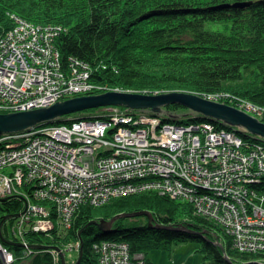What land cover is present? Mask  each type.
Here are the masks:
<instances>
[{"label":"trees","instance_id":"trees-1","mask_svg":"<svg viewBox=\"0 0 264 264\" xmlns=\"http://www.w3.org/2000/svg\"><path fill=\"white\" fill-rule=\"evenodd\" d=\"M11 15L54 27L62 68L70 62L82 63L90 71L89 80L106 89L150 94L184 91L201 97L221 93L264 109V0H0V31L13 25ZM220 101L233 104L228 98ZM129 112H145L176 124L207 122L234 131L245 145H264V140L244 129L178 104ZM104 117L103 108L97 107L63 115L48 124ZM248 188L255 196H264V176ZM23 205L17 197L0 203V223L7 215H16ZM136 212H147L150 217L117 218L108 232L96 225ZM11 220L2 222V234L13 240L8 231ZM57 234L53 231L46 238L26 233L29 244L36 246L47 242L62 247L64 242L78 241L76 256L68 261L64 253L67 264L78 258L77 264H100L94 245L107 240L126 241L132 254H143L144 264H154L147 257L148 250L170 249L185 242L196 244L202 264H264V250L237 249L234 237L219 223L197 213L192 203L151 190L111 198L98 206L84 203L70 227H60ZM9 247L15 253V264H62L55 263L46 251H31L25 259L21 247Z\"/></svg>","mask_w":264,"mask_h":264},{"label":"built area","instance_id":"built-area-1","mask_svg":"<svg viewBox=\"0 0 264 264\" xmlns=\"http://www.w3.org/2000/svg\"><path fill=\"white\" fill-rule=\"evenodd\" d=\"M11 18L13 25L0 31V113L104 92L82 63L62 68L54 27ZM103 112L102 119L0 135V199L25 203L14 217L19 220L13 235H20L24 224L34 231L67 228L84 203L98 206L151 190L192 203L234 237L237 249L264 250V196L248 188L264 174L263 144L245 145L234 131L207 122L176 124L116 107ZM1 237L0 264H5L14 258ZM94 246L100 264H142L123 241Z\"/></svg>","mask_w":264,"mask_h":264},{"label":"water","instance_id":"water-1","mask_svg":"<svg viewBox=\"0 0 264 264\" xmlns=\"http://www.w3.org/2000/svg\"><path fill=\"white\" fill-rule=\"evenodd\" d=\"M178 104L199 113L208 118L223 122L227 125L246 130L253 136L264 139V122L259 121L248 113L226 103L208 100L199 95L172 91L158 94L127 93L118 91H106L95 95H83L72 97L46 107L29 111H16L0 113V135L2 133H14L47 125L63 115L84 111L103 106H125L132 109L158 110L160 107ZM0 199V201H4ZM148 215L147 212L119 214L110 220H101L96 223L97 227L104 232L110 231L113 222L123 216ZM13 215H7L5 220ZM149 218V224H151ZM1 227V223H0ZM1 232V231H0ZM2 238V237H1ZM3 241V238H2ZM6 242V241H4ZM10 244V242H8ZM63 258V256L61 255ZM62 264L64 260L62 259Z\"/></svg>","mask_w":264,"mask_h":264},{"label":"rangeland","instance_id":"rangeland-1","mask_svg":"<svg viewBox=\"0 0 264 264\" xmlns=\"http://www.w3.org/2000/svg\"><path fill=\"white\" fill-rule=\"evenodd\" d=\"M106 91H118V92H127V93L150 94V93H146V92H139V91H133V90H122L120 88L105 89L104 92H106ZM104 92H102V93H104ZM178 92H184V91H178ZM155 94H158V93H155ZM208 100H210V99H208ZM228 100L233 102V104H232V105H234L233 107H236V108H238L240 110H243L244 112L248 113L252 117H255L259 121L264 122V119H263L264 118V111L261 110V109L260 110H258V109L254 110L252 108V106H250V105H254V104L250 103L247 99L232 95V96H228ZM211 101H214V100H211ZM248 102H249V104H248ZM221 103H224V102H221ZM112 107H116L119 110L124 111L125 113H130L129 110H135V109L128 108V107H125V106H103L102 108H103V110H106V109H109V108H112ZM123 107H125V109H123ZM32 109H37V108H28V109L17 110V111H29V110H32ZM141 110H147V109H141ZM14 112H16V111H14ZM262 140H264V139H262ZM251 144L254 146L253 143H251ZM251 144H249V145H251ZM256 144H262V143H256ZM263 176H264V174L256 175L255 176L256 181H257V179H260V177H263ZM261 204L264 206V200L261 201ZM15 216L16 215H13V216L5 219V220H1V227H2V222H5L8 219L13 218V220H11L9 222V228H8V231L13 236V240L12 239H7L6 237L3 236L2 232H0V235L3 238V241L1 240V244H3L2 246L4 248H6L8 251H10V253L13 254V258L15 256V253L10 249L9 246H19V247H21V249H20L21 253L20 254L22 256H24V258L29 256V254H31L34 251H36V252L46 251V252H49V254L51 255V257H52V259L54 260L55 263H58L59 261L62 263V259H63L64 260V264H67L65 262L64 253L67 256L68 261H70L72 256H76L77 253H79V245L80 244H79L78 241H74V240L62 243L64 245L62 247H56V246H53V244H50V243H47V242H42L43 243L42 246H36V245L29 244V241H27V239H28L27 235H26L27 232L31 233V234L33 233V234H36V235H41V237L48 238V237L52 236L53 231L57 234L58 228H56V226L51 231H34V229L32 227L29 228L26 224H24L23 228H22V233L20 235H18V234L17 235H13L11 233L12 226L17 222V220H19L18 218H14ZM49 219H50V217H49ZM250 221H253V219H250ZM247 222L248 221H245L244 223H247ZM57 227H59V226H57ZM69 227H67L66 229H68ZM4 241H6V242H4ZM110 241H112V240H110ZM117 241L118 240H113V242H117ZM8 242H10V244ZM123 242H125L127 245H129L126 241L123 240ZM195 248H196V244L194 242H185V243L173 245L172 248H170V249H163V248L150 249V250L147 251V257L154 264H202L201 255L196 253ZM61 255L63 256V258L61 257ZM130 256L131 257H135L139 263L144 264L143 254H141V253L132 254L130 252ZM79 259L80 258H78L72 264H77L79 262ZM7 262L11 263V264H15V259L13 261L10 260V259L9 260L6 259V263L5 264H7Z\"/></svg>","mask_w":264,"mask_h":264},{"label":"bare ground","instance_id":"bare-ground-1","mask_svg":"<svg viewBox=\"0 0 264 264\" xmlns=\"http://www.w3.org/2000/svg\"><path fill=\"white\" fill-rule=\"evenodd\" d=\"M215 94V93H214ZM205 98H206V96H205ZM207 99V98H206ZM216 102H218V101H216ZM220 102V101H219ZM23 204H25V203H23Z\"/></svg>","mask_w":264,"mask_h":264}]
</instances>
